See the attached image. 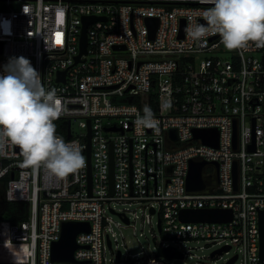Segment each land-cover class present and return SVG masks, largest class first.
I'll return each instance as SVG.
<instances>
[{
    "label": "built area",
    "instance_id": "2783aa9c",
    "mask_svg": "<svg viewBox=\"0 0 264 264\" xmlns=\"http://www.w3.org/2000/svg\"><path fill=\"white\" fill-rule=\"evenodd\" d=\"M0 3L8 7L0 9V66L9 56L30 58L43 86L56 89L64 103L55 121L57 135L77 142L85 158L84 168L61 179L43 168L25 167L19 147H6L0 155L3 196L27 203L29 214L19 223H0V264H108V248L123 263V252L113 248L119 238L107 206L122 218L118 226H132V211L117 210L113 202L144 204V222L153 225L157 215L161 225L155 251L130 264H175L192 257L195 248L188 244L201 240H227L218 249L222 253L216 250L213 256L237 246L233 264H264L259 255L264 47L253 43L246 51L226 53L219 34L194 40L190 29L212 7L204 0ZM85 17L94 20L87 24L83 52ZM148 19H158L154 36ZM145 105L154 115V128L137 123ZM199 129H216L218 144L196 138ZM193 161L206 163L204 190L187 188ZM184 209H229L232 218L183 222ZM70 221L89 222L90 231L77 235L75 261H54L53 244L62 237L63 223ZM160 247H171L183 258L158 256ZM140 254L145 255L127 251L126 261Z\"/></svg>",
    "mask_w": 264,
    "mask_h": 264
},
{
    "label": "clouds",
    "instance_id": "9594fccd",
    "mask_svg": "<svg viewBox=\"0 0 264 264\" xmlns=\"http://www.w3.org/2000/svg\"><path fill=\"white\" fill-rule=\"evenodd\" d=\"M211 4L203 13L204 24L193 26L189 35L202 40L219 34L228 50L264 47V0H204ZM6 34H11L6 33ZM64 103L56 89H46L39 70L24 55L9 56L0 66V155L6 147H19L24 166L43 168L58 178H67L85 167L77 142L57 135L55 121ZM137 123L155 127L152 110L145 105Z\"/></svg>",
    "mask_w": 264,
    "mask_h": 264
},
{
    "label": "water",
    "instance_id": "95a60500",
    "mask_svg": "<svg viewBox=\"0 0 264 264\" xmlns=\"http://www.w3.org/2000/svg\"><path fill=\"white\" fill-rule=\"evenodd\" d=\"M94 20L93 17H85V26L81 39V48L83 52H86L87 48V35L86 27L87 24ZM148 24L151 27L152 36H154L155 31L158 27V19H148ZM205 21H201V24H204ZM118 48V47H116ZM80 58V55L77 57V60ZM63 72V77H64ZM62 77V78H63ZM115 129V128H111ZM174 135V131L171 132ZM71 135V127L69 125V137ZM196 138H201L205 143L212 145L218 144V131L216 129H206V130H195ZM88 163H89V188H92V176H91V128L89 122V134H88V149H87ZM112 158V155H111ZM206 163L205 162H192L191 170L187 179V188L189 191L204 190L207 188L204 183L202 170ZM218 167V164L215 163ZM113 160L111 161V192L114 191V181H113ZM235 179L237 178L236 173V163L234 169ZM3 199L4 196L2 195ZM154 212V210H152ZM232 218V211L229 209H184L180 212V220L183 222L190 221H229ZM128 222V219H126ZM159 229L161 225L159 224ZM90 223L89 222H64L62 237L59 241L55 242L52 247V259L54 261H75L74 253L79 248L77 243V235L81 232H89ZM229 247L225 248L227 250ZM218 253H222V250H218ZM217 252H213L214 255ZM158 256H163L168 259L172 258H183V254L178 251L173 250V248H159L157 253ZM259 255L261 260H264V210L260 212V250ZM237 259V256L233 257L227 264H233Z\"/></svg>",
    "mask_w": 264,
    "mask_h": 264
},
{
    "label": "rangeland",
    "instance_id": "374dc122",
    "mask_svg": "<svg viewBox=\"0 0 264 264\" xmlns=\"http://www.w3.org/2000/svg\"><path fill=\"white\" fill-rule=\"evenodd\" d=\"M5 4L0 3V9H7ZM222 51L226 53H233L234 50H228L222 45ZM74 130L76 132L80 131L78 124H74ZM111 206L116 208L117 210H129L132 211L130 214L133 224L132 226H118L117 222H122V218L109 210L107 206V214L112 218L113 223L112 226L114 231L117 233L119 238L118 247L114 244L115 250L119 248L123 252L122 262L118 261L116 255L112 253V250L108 248L107 256H108V264H130L133 261L139 260L140 262L146 257V254L153 253L156 248V242H160L162 238V234L159 231L158 227V216H152V224L144 222L146 218L144 216V204L138 203H119L113 202ZM134 212L137 213L138 217H135ZM227 240H221L220 242H205L201 240L200 242L193 241L188 244V246L195 248L192 251V257L188 256L184 260H175V264H225L228 260H230L236 252H239V248L234 246L233 249L223 254H217L213 256V252L218 249H221L222 246L226 244ZM127 251L131 254H136L141 251H144L145 255L142 256L140 254L137 258L132 257L130 261H126ZM196 255V256H195ZM115 258L114 263L112 260ZM239 264V262L237 263Z\"/></svg>",
    "mask_w": 264,
    "mask_h": 264
},
{
    "label": "trees",
    "instance_id": "16d2710c",
    "mask_svg": "<svg viewBox=\"0 0 264 264\" xmlns=\"http://www.w3.org/2000/svg\"><path fill=\"white\" fill-rule=\"evenodd\" d=\"M5 193L0 184V223H19L28 218L29 205L25 202H11L1 198Z\"/></svg>",
    "mask_w": 264,
    "mask_h": 264
},
{
    "label": "snow or ice",
    "instance_id": "6c2138e0",
    "mask_svg": "<svg viewBox=\"0 0 264 264\" xmlns=\"http://www.w3.org/2000/svg\"><path fill=\"white\" fill-rule=\"evenodd\" d=\"M57 42L59 43L60 41H59V40H57Z\"/></svg>",
    "mask_w": 264,
    "mask_h": 264
}]
</instances>
